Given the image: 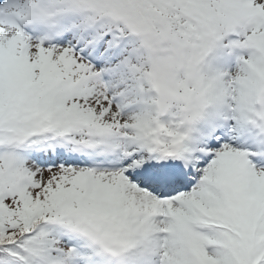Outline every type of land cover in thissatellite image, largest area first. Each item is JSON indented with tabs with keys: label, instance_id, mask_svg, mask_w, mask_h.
<instances>
[{
	"label": "snow or ice",
	"instance_id": "obj_1",
	"mask_svg": "<svg viewBox=\"0 0 264 264\" xmlns=\"http://www.w3.org/2000/svg\"><path fill=\"white\" fill-rule=\"evenodd\" d=\"M0 264H264V0H0Z\"/></svg>",
	"mask_w": 264,
	"mask_h": 264
}]
</instances>
